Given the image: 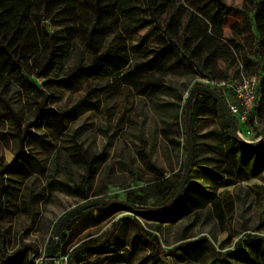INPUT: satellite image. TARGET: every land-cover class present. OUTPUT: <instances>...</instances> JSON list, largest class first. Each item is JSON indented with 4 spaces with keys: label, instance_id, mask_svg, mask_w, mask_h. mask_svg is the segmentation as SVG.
I'll return each mask as SVG.
<instances>
[{
    "label": "rangeland",
    "instance_id": "rangeland-1",
    "mask_svg": "<svg viewBox=\"0 0 264 264\" xmlns=\"http://www.w3.org/2000/svg\"><path fill=\"white\" fill-rule=\"evenodd\" d=\"M209 1L175 0V5L197 11ZM223 2L232 9L225 13L219 43L240 47H231L233 60H218L215 67L209 63V77L173 59L147 72L141 63L147 50L158 48V40L146 34L148 28L126 33L121 27V34L111 30L105 35L106 44L125 45L132 69L125 75H90L79 70L90 56L81 26L59 18L43 21L49 33L66 38L71 47L63 64L48 76L37 77L33 67L1 94L0 232L7 254L31 245L37 250L35 264H48V241L61 220L96 201L120 203L124 209H111L108 218L92 226L95 213L84 230L75 225L76 215L67 220L58 232L56 257L100 246L94 255L85 250L83 264H264V245L247 241L264 236V169L251 170L264 146L261 153H248L244 169L237 172L218 102H204L195 126L188 129L196 141L188 188L201 192L203 205L190 210L181 204L171 222L148 219L129 207L161 210L171 201L187 159L182 111L194 85L264 73V49L255 54V11L244 8L242 0ZM207 36L192 43L194 56H200ZM245 57L250 67H245ZM41 104L55 113L44 111L37 117ZM263 128L264 112L254 132ZM14 157L15 165L7 166ZM84 160L95 172L84 190L86 199L81 188L87 173ZM150 164L163 169V176L155 178ZM153 185H168V193L150 196L140 190ZM0 264L18 262L7 259Z\"/></svg>",
    "mask_w": 264,
    "mask_h": 264
},
{
    "label": "trees",
    "instance_id": "trees-1",
    "mask_svg": "<svg viewBox=\"0 0 264 264\" xmlns=\"http://www.w3.org/2000/svg\"><path fill=\"white\" fill-rule=\"evenodd\" d=\"M244 8H252L255 11L254 27L258 36L255 54L259 55L264 49V0H242ZM232 9L226 5L223 0H210L200 7L197 11H189L181 4L175 5V0H163L157 3V0H0V103L4 101L1 97L2 91L10 84H15L23 76H28L32 68H36L37 77H46L58 66H61L65 57L70 51L71 43L66 38L55 37L49 33L45 25V20L55 21L57 18L62 22L76 24L81 26V31L86 34L85 43L90 50L89 61L86 65L80 66L79 70L95 76H118L125 75L131 69L130 57L125 45L112 47L106 44L105 35L111 30L120 33L119 28L126 33H131L134 29L148 28L146 34L156 37L159 46L155 49H149L145 52L146 60L141 65H146L147 72L153 71L154 66H162L168 60L179 61L180 64L187 65L193 71L203 77H209L212 67L216 66L218 60H233L234 47L239 49V44H220L222 38V26L225 13ZM235 10V9H234ZM248 13L250 12L247 11ZM43 24V25H42ZM208 33L206 41L201 47L200 56H194L190 47L193 42L198 41ZM121 34V33H120ZM232 47V48H231ZM245 67H250L248 58H244ZM209 63H212L210 67ZM260 74V104L256 110L258 118L263 117L264 112V73ZM70 75H68L69 77ZM134 83V80H130ZM196 86V85H194ZM193 86V87H194ZM192 87V88H193ZM221 96V92L214 88ZM40 91V89H37ZM217 102L213 95L208 93H197L195 98L183 104V120L185 130L192 129L197 121V110L203 106L204 102ZM44 102V99L42 100ZM76 107L74 108V110ZM52 110H43L42 104L36 110V116L43 112ZM55 113L54 111H52ZM78 112V111H77ZM221 113L223 114L222 110ZM224 115V114H223ZM225 117V116H224ZM226 127L229 129V152L233 157L237 172L244 169V161L248 153H261L264 146V137L253 144H246L238 140L230 130L226 121ZM264 132V128H263ZM192 143L191 156L195 155L196 141L190 135ZM186 147L188 151V136L186 138ZM261 151V152H260ZM21 151L17 152L19 155ZM262 156L252 165L251 170L260 167L264 169V152ZM16 155V156H17ZM16 157L8 163L7 166H14ZM186 161V160H185ZM86 175L81 182L83 191L90 186V181L95 172L92 170L91 162L84 160ZM150 169L155 178L163 176V169L150 164ZM183 167L181 168V174ZM212 171H214L212 169ZM190 170L183 188V191L174 206H171L173 197L181 176L177 183L172 187L171 201L161 210H139L130 206V209L140 213L143 217L158 222H171L178 216L177 209L183 203L190 210H196L203 205V195L199 190H190L188 188V178ZM140 190L145 195H165L168 193L169 186H149L141 187ZM190 192V193H189ZM83 198H87V193H82ZM91 202V201H90ZM89 203V202H87ZM86 203V204H87ZM124 209L120 203L111 206L107 203L102 206L94 205L83 210L84 214L79 216L82 211L76 214L78 228L84 230L87 221L94 219V214L98 216L92 226L99 224L108 218L113 211ZM182 216V214H179ZM98 217V219H97ZM52 240L49 239L48 245ZM249 243H260L264 245V236H253ZM83 247V246H82ZM100 246L79 248L72 256L67 255L68 263L83 264L87 258L85 250L90 251L89 255H94ZM24 250L30 252V256L21 255ZM58 248L54 249V256ZM37 250L31 245L22 246L17 252L6 253L5 237L0 232V260L14 259L18 264H35ZM91 264V263H85Z\"/></svg>",
    "mask_w": 264,
    "mask_h": 264
},
{
    "label": "built area",
    "instance_id": "built-area-1",
    "mask_svg": "<svg viewBox=\"0 0 264 264\" xmlns=\"http://www.w3.org/2000/svg\"><path fill=\"white\" fill-rule=\"evenodd\" d=\"M260 74L249 77L204 80L207 86L221 92L225 105L235 123V137L243 143L253 144L264 137V132L255 133L259 118L256 110L260 104ZM67 255L53 258V264H68Z\"/></svg>",
    "mask_w": 264,
    "mask_h": 264
},
{
    "label": "water",
    "instance_id": "water-1",
    "mask_svg": "<svg viewBox=\"0 0 264 264\" xmlns=\"http://www.w3.org/2000/svg\"><path fill=\"white\" fill-rule=\"evenodd\" d=\"M197 93H208V94H211L214 96V98L217 100L224 116H225V119L227 121V123L229 124L230 126V130H231V133L235 136L234 132H235V123H234V120L231 116V114L229 113L226 105H225V102L222 98V96L216 92L214 89L210 88L209 86H205V85H201V84H198L196 86H194L193 88H191L190 92H189V96L187 97V102H190L192 101L193 97L197 94ZM186 135L188 136V153H187V159L184 163V166H183V171H182V175H181V178H180V181H179V184H178V187H177V191L173 197V200L171 202V206H174L176 204V202L178 201L182 191H183V188H184V185H185V182H186V179H187V175H188V172H189V165H190V157H191V151H192V143H191V138H190V135H189V131L186 129ZM103 204L104 202H96V201H93V202H89L87 204H84L78 208H75L73 210H71L68 214H66V216L61 220V222L59 223V225L57 226V229H56V233H55V237L52 239V241L50 242L48 248H47V253H46V259L48 261V264H53V251L58 243V232L60 230V227L63 223H65L67 220H69L70 218H72L73 216H75L76 214H78L79 212L87 209L88 207L90 206H94V205H98V204Z\"/></svg>",
    "mask_w": 264,
    "mask_h": 264
}]
</instances>
